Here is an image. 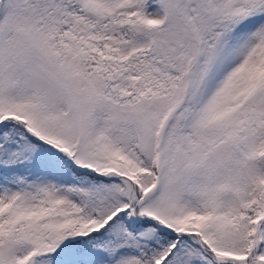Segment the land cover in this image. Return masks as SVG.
<instances>
[{
	"label": "snow or ice",
	"instance_id": "obj_1",
	"mask_svg": "<svg viewBox=\"0 0 264 264\" xmlns=\"http://www.w3.org/2000/svg\"><path fill=\"white\" fill-rule=\"evenodd\" d=\"M0 264H264V0H0Z\"/></svg>",
	"mask_w": 264,
	"mask_h": 264
}]
</instances>
